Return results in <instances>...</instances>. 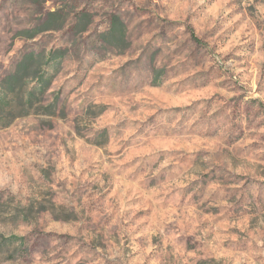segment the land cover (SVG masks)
<instances>
[{"label": "rangeland", "instance_id": "rangeland-1", "mask_svg": "<svg viewBox=\"0 0 264 264\" xmlns=\"http://www.w3.org/2000/svg\"><path fill=\"white\" fill-rule=\"evenodd\" d=\"M31 52L0 264H264V0H0V82Z\"/></svg>", "mask_w": 264, "mask_h": 264}, {"label": "trees", "instance_id": "trees-1", "mask_svg": "<svg viewBox=\"0 0 264 264\" xmlns=\"http://www.w3.org/2000/svg\"><path fill=\"white\" fill-rule=\"evenodd\" d=\"M113 28L125 36L122 25L115 23ZM192 39L198 42L194 34ZM54 58V52L26 54L15 72L0 82V129L10 127L17 119L49 110L45 99L56 77L52 68H58V64H50Z\"/></svg>", "mask_w": 264, "mask_h": 264}]
</instances>
